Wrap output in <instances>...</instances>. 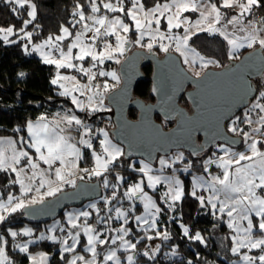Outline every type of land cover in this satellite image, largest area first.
<instances>
[{
	"label": "snow or ice",
	"instance_id": "snow-or-ice-1",
	"mask_svg": "<svg viewBox=\"0 0 264 264\" xmlns=\"http://www.w3.org/2000/svg\"><path fill=\"white\" fill-rule=\"evenodd\" d=\"M7 4L17 5L19 8L25 7L27 4L31 11H28L27 15L31 19L23 21V27L20 31L24 32V28L35 19V5L31 3V0H4ZM131 7L126 11V16L131 19L134 24V29L139 33L138 38L135 43L140 47H146L149 51L153 48L154 44H158L161 51L167 53L169 48L175 44L174 50L180 53L184 57V63L188 65L189 70L192 72L194 78L199 82L202 78V72L207 68L208 64L215 63L211 60H204L203 57L195 51V49L189 46V40L192 35L198 34L199 31H206L212 34L218 33L231 46L233 50L243 47L244 43H247L248 47H251L253 43L257 42V37L255 35V29H252V34L244 37L241 40L240 37L235 36L236 31H244L245 26L241 24V17L245 13H249L254 6H260V0H223L221 7L223 8H236L240 9L239 16H233L227 20V23L222 27L217 28L216 25L220 24L223 17L220 8L217 7L216 3H205L204 0H169L167 3H156L155 6L145 10L144 4L140 3V0H130ZM104 8L111 12H125L124 7H117L112 3H105ZM14 13L17 12V8L13 7L11 9ZM91 11L96 13L99 11L96 4L93 2ZM199 12V18L194 22H190L189 18L184 16L185 12ZM159 13V15H157ZM167 14V15H166ZM80 21L85 19L91 20L93 26L84 24L82 29L76 33L73 42L68 45L67 51H64L59 45V43H53V38L49 37L43 44L37 45L34 50L40 51L45 47L52 46L57 52H59V58L51 55V51L48 53H42L44 58V63L54 64L57 69L59 68H75L79 72L83 73L88 82L86 84H80L75 77L60 76L58 74L57 79H53L52 84H57L59 81H70L73 84L71 89L65 87L61 95H70L71 92H79L81 96L87 95V103L83 100L77 98V96H72V103L75 104L81 111L89 109L93 112L98 110H104V93L108 91L109 85L105 82L103 85L93 84L96 79V73L92 71V68L96 67V63L103 64L105 59H116L119 63V59L116 54L123 55L126 51L125 45L129 43L127 37L121 35V32L128 33L130 31V26L125 23L119 16L114 19H108L107 17L101 16H88L85 17L81 12ZM161 17H164L167 21L166 31H161ZM252 21H249L251 24ZM155 24V27H153ZM233 25V32L229 33L227 31V25ZM98 25V26H96ZM184 27L183 36L173 35L172 30ZM61 31L64 35L56 36L55 41H62L67 36H70L68 28H62ZM91 32L92 36L89 38L90 42L85 43L84 37L86 33ZM0 33L3 34V39L5 42L8 41V36L13 33V27H8L7 29L0 28ZM150 36L148 43L143 44L145 36ZM24 36L29 40L31 39V32H24ZM115 36V46L107 41V37ZM232 37V38H230ZM103 40V49L97 51V41ZM167 40L168 43L164 41ZM258 43L261 48H264V38H260ZM79 48V51L73 56V49ZM25 51H27V45L25 46ZM231 58V53H229ZM86 57H90L93 61L92 68H85L82 64L78 65L73 63V60L83 61ZM199 60V70H197V61ZM217 67L219 65L217 64ZM99 76H111L113 80H118L115 72H104L99 71ZM23 75V74H21ZM103 89L101 91L100 89ZM258 110L257 116L258 120L255 122L251 119V113ZM244 119L241 121V117L236 116L231 119L228 131L234 134H243L244 142L247 144L248 152H230L229 148L220 147V150L224 153V156L219 157L217 160L209 159L205 161L204 170L208 171V165L216 163L217 167L222 170V175H212L210 180L205 181L203 178H198L196 184L193 186L192 195L196 196L195 188L203 187L205 184L211 190V195L205 198L204 196H196L199 200L201 206H204L207 199V204L211 205V208L216 210L217 205L218 212L221 214L226 213L230 218L228 224L229 228H233L237 233L233 237L234 246L231 248V252L236 255L240 253V249L247 248L249 251L252 249H261L264 252V197L257 193L258 189L264 190V151H261L257 145L258 143L264 145V141H257L248 132L243 131L237 127V122L241 121L248 125L256 123L260 127L253 128V132L260 133L264 135V91L259 93L253 101L250 102V106L246 107L244 110ZM66 123L68 128H61L60 124ZM75 124L78 126L77 131L79 133V140L73 143L74 137L69 134H65L71 129V126ZM82 129V132L80 131ZM28 134L31 137L30 142L23 141L27 143L29 148L35 150L37 159L34 160L28 151L23 148L17 149L16 142L8 140H0V170L8 172L9 170L16 175V179L12 181L13 183H18L20 185L21 193H27L33 190V185L37 178H39V186L35 188L37 197H33L29 203L36 204L38 202L42 203L45 196H54L57 192L61 191L63 185L68 184L73 187L76 186V173L78 169L77 161L80 158L81 151L77 147V143L84 145L91 149L93 144L91 142L92 129L85 125L80 119L75 115L64 116L61 120L55 122H49L46 117L41 116L39 120L33 124L29 122L27 124ZM102 134L103 139L100 140V146L102 148V153L97 154L95 151L92 153L95 157L96 167L89 171L88 169H80L87 173L88 175L99 176L103 172L109 170V165L116 162L120 156L124 155L123 150L117 147L108 139V133L103 129L97 130ZM89 137L85 139L84 137ZM251 143H248V141ZM10 153V154H9ZM107 157V158H105ZM182 154L176 157V160H182ZM22 160L26 163L21 166ZM39 161H42L48 166L47 169H41ZM59 163V167L53 169V165ZM244 162V163H242ZM251 162V163H248ZM161 171L164 166H171L169 162L165 159H160L159 161ZM175 163V160L172 161ZM134 168V165H130ZM26 169L30 170V174ZM54 171L55 180L48 179L47 175ZM141 173L147 176V185L149 188L155 190L156 185L161 182L168 185V191L164 192L161 199L164 203L168 204L171 209L172 202L181 200L183 196V190L181 187V182L175 178V176H162V175H150L151 168L148 164H143L139 169ZM83 179V177H79ZM117 180H122L123 177L117 174ZM27 181V183H25ZM143 181L135 183L130 186L127 191L123 193L124 197L129 201L139 200L144 205V214L134 216V220L139 225L146 226L143 228L145 232L149 229L157 228V216L162 212V209L157 206L155 200L152 196L148 194L142 187ZM47 185V191L43 194L40 193V189ZM104 186L109 187L107 179L104 181ZM117 185L113 184L112 187L115 188ZM115 192L112 193L111 199H115ZM16 200L15 203L13 201ZM105 203H109V198H105ZM26 204L23 199L15 198L11 195L7 198V204L0 203V210L4 212H16L18 209L25 208ZM89 207L96 209L95 204L89 205ZM107 211L110 213L113 211L112 208H108ZM135 211V206L130 205L127 210H121V208H115V215L117 219H122L124 224L129 223V214ZM99 212V209H97ZM254 213L255 217H259L258 222L254 223L253 218L250 214ZM215 215V212L213 213ZM85 218V223L82 228L85 235H87V251L92 252L93 259L85 260L83 256H76L73 258L69 264H76V260L84 261V264H95L96 255V244H104L106 240L98 239V233L96 229L87 225V218L90 216L88 211H82L77 214H68V222L71 228L75 229L78 227L76 220L79 217ZM6 217L0 214V222L4 221ZM108 219H111L109 216ZM104 218L101 217V221ZM246 220L247 225L241 226L240 221ZM183 228L185 236H189V229L183 224L180 225ZM257 229L259 234L254 236L253 230ZM54 229H49L53 231ZM64 229L61 228V231ZM121 235L117 238L112 239V243H116V239L121 241V244L126 248L135 249L136 244L131 243L124 239V236L128 235L130 229L121 226L117 229ZM241 234H243L241 236ZM17 232H11L12 237H16ZM25 235H31L30 230H26ZM80 233L76 232L73 234L69 231L68 236L73 241L72 245L62 248L63 252L73 251L76 243L78 242V237ZM157 236L163 235L164 239H168L167 232L161 233L156 232ZM44 239L42 235L40 237ZM193 240L200 241L204 243L203 237L199 232L195 233L190 237ZM48 239L56 240V236L48 237ZM148 239H152L151 236ZM2 241V237H0ZM63 245H68V240H62ZM20 251L27 252V244L18 245ZM158 250V249H157ZM143 255L148 256L149 253L145 251ZM151 258V257H150ZM6 257L4 256V248L0 247V264H5ZM34 264H45L46 256L41 254L39 260L36 257H32ZM105 262L113 261V264H119V258L116 255L115 250H111L105 257ZM128 264H133V256L129 255L127 257ZM240 260L243 264H264V254L256 256H249L246 253L240 255ZM188 264H192L188 261ZM235 264V262H234Z\"/></svg>",
	"mask_w": 264,
	"mask_h": 264
},
{
	"label": "trees",
	"instance_id": "trees-1",
	"mask_svg": "<svg viewBox=\"0 0 264 264\" xmlns=\"http://www.w3.org/2000/svg\"><path fill=\"white\" fill-rule=\"evenodd\" d=\"M31 1L36 6V16L24 28V32L32 33V41L34 43H38L50 35L58 34L62 26H73L76 11L82 7L83 11L88 14L92 5V0ZM102 1L113 2L114 0H99V3ZM158 1L142 0L147 8L154 6ZM129 5L130 1L124 0V14ZM13 7L17 8V12L14 13L11 10ZM221 10H224V8L221 7ZM225 10L228 11V14L231 13L230 9ZM27 13L28 8L26 5L23 8H19L14 4L10 5L5 3L4 0H0V28L12 26L15 29V34L11 37L12 41L9 43H6L0 37V137L27 136V124L29 121L36 120L43 114L54 113L60 106L71 104L68 99L58 94V87L51 82L55 66L46 64L42 57L25 51L23 40L19 38V35L24 33L20 31L23 27V21L29 20ZM247 19L264 23V0H260V6H254L251 9ZM135 33L133 31L131 34ZM189 44L204 56L219 62L222 67L231 64L232 61L239 59L242 54L251 50V48H244L238 53V56L230 58L227 41L217 33L212 34L206 31H200L198 34L192 35ZM151 51L158 55L163 54L159 46H155ZM169 51L175 50L170 47ZM141 70L142 78L135 85L134 97L140 98L145 102H151L154 100L151 92L152 63L150 61L143 62ZM255 82L258 92L264 90V74L262 77L257 78ZM181 104L188 107L185 98H182ZM102 114L104 113L93 112L91 120H96ZM129 116L136 118L137 111L130 109ZM157 119L161 120L165 127L173 124L172 122L163 121L160 116ZM97 144L98 140H95L94 147ZM213 149L211 148L206 154L196 157L186 152L184 162L180 164L187 165L190 171H201L204 168L206 159L214 156ZM131 161L125 158L122 161H116L111 168V173L116 170L130 172L129 165ZM80 166L86 169L92 168L93 156L89 148L83 150ZM181 176H184V194L173 211L176 216L175 219H169L171 210L162 202L160 196L157 193L155 194L162 208L160 223L164 225L168 239L162 240L163 248L156 258L143 255L136 256L135 264H188V261H191L192 264H229L228 260L223 258L226 240L222 234L230 229L226 223L217 220L209 209L201 206L196 196L192 195V181L189 173ZM102 177L97 176L95 179ZM12 181H14V173L0 170V189L4 195L10 191H14L16 194L19 193L17 183ZM68 188L65 187L63 190ZM5 214L6 219L0 222V235L7 233L10 227L20 228L25 224H31L36 228L41 227V223L27 222L23 209H18L16 212L9 211ZM63 214L64 212L61 213V215ZM253 219L254 222H258L259 217L254 216ZM181 224L189 229V236L184 235ZM197 232L203 237L204 243L190 238ZM254 234L260 235L258 230ZM146 244V240L139 242L137 245L138 250H142ZM57 247L58 243L45 239L31 245L29 250L31 252L41 250L53 252L49 264H66V260L60 256V250L55 251ZM7 248L9 253L13 254L15 260L20 259L24 263L28 261L25 253L11 249V242L8 243ZM168 251H171V253Z\"/></svg>",
	"mask_w": 264,
	"mask_h": 264
},
{
	"label": "rangeland",
	"instance_id": "rangeland-1",
	"mask_svg": "<svg viewBox=\"0 0 264 264\" xmlns=\"http://www.w3.org/2000/svg\"><path fill=\"white\" fill-rule=\"evenodd\" d=\"M93 2L96 4V6L99 9V11L96 12V13H93L90 10V12L88 14H86L83 11L82 7H80L76 11V17H75L73 26H62V28H68L69 32L71 33L70 36H67L62 41H55V37L56 36L64 35L61 30H60V32L58 34L50 35L46 39H43V40H41L38 43H34L32 41V36H31V39L29 40L27 37L24 36V33L22 35H19V38L23 40L24 48L27 45V51L26 52H28L29 54H35V55H37L39 57H43L42 53H48V52L51 51V55L52 56H54L56 58H59V52H57L54 48H52L51 45H49V47H45V48L41 49L40 51H37V50H34V49H35V47L37 45L43 44L44 41H46L49 37H52L53 38V43H59L60 47L62 49H64V51H67L68 45H70L73 42V40L75 39L76 33L79 32L82 29L84 24H88L89 26H93V22L91 20H87V19H85L82 22L77 23L78 21H80L79 13L82 12L85 17H88V16H96V17L104 16V17H106V14L109 12V10L104 8V4L105 3H112L111 1H102L101 3H99V0H92V4H93ZM167 2H169V0H159L157 3L163 4V3H167ZM204 2L205 3H216L217 7H219V5H220L219 8H220V11H221L223 19H222L220 24L216 25L217 28H220L224 24H226L227 23L226 20H228L229 18H231L233 16H239L240 15V10H238L237 8H224V10H221V5L223 3V0H204ZM242 2H246V1L242 0ZM31 3L34 4L33 1H31ZM140 3L143 4L142 0H140ZM115 5L117 7H120L121 6V0H119L118 2L116 0ZM26 6L28 8V11H31V8L27 4H26ZM122 6L124 7V0H122ZM130 7H131V2H130V5H129L128 9ZM149 8H151V7H149ZM149 8L145 7V10H147ZM91 9H92V5H91ZM225 9H227V10L230 9L231 13L228 14V11H226ZM249 13H245V15L243 17H241V24L245 26V30L244 31H236L235 32V36H238V37L241 38V40H243L244 37L248 36L249 34H252V29L254 28L256 30L255 31V35L257 37V42L253 43V45L251 47H248L247 43L245 42L243 47L237 48L235 50H233L231 48V46L228 44L232 58H235L236 56H238V53L241 50H243L244 48L255 49L257 47H260V45L258 43V40L260 38H264V23L260 22L258 20H248L247 16L249 15ZM157 15H159V13H157ZM183 15L188 17L189 21L192 22V23H194L199 18V12H190L189 11V12L183 13ZM35 16H36V6H35ZM117 16H119L122 20H124L125 23H128L129 26H130V31L128 33L121 32V35H124V36L127 37V40L129 41V43H127L125 45L126 51L124 52V54L122 56L119 55L118 53L116 54V57L119 59L120 62L117 63L116 59H111V60L110 59H105L104 63L102 65L97 62L96 63V67L92 68L93 61L91 60L90 57H86L83 61H76V60L72 61L73 63L78 64V65L82 64L83 67H85V68H92V71L97 74L96 75V81H95L94 85L95 84L103 85L105 82L109 83L108 84L109 85V89H108L107 92L104 93V110L95 111V112H102L104 114H102V116H100L99 118L97 117L96 120L92 121L91 117H92L93 111H91L89 109L81 111L75 104L72 103V99H71V97L74 95V96H77L78 99L83 100L85 103H87V95L90 94V93H88V94H86L84 96H81L79 92H71L70 95H61L60 93L64 91V88L61 87V84H64L65 87H67L69 89H71L73 87V84L70 81H59L57 84H55L58 87L57 88L58 94L61 97L68 99L71 104L60 106L54 113L43 114L41 116L46 117L49 122H55V121L61 120L64 116L75 115L78 119H80L89 128H91V129L95 128V129H92L91 142L93 144V147L90 149L91 154L94 151L97 154L102 153V148H101L99 142H100V140L103 139V136L97 130L98 129H103L104 131H106L108 133V139L113 144H115L117 147H119V148H121L123 150L124 155L120 156L119 159L117 160V161H122L125 158V148H124V146L122 144L118 143L113 138V133H112L113 124H112V120H111V113L113 111V108H112V106H111V104L109 102V94H110V92L112 90L116 89L121 84L119 66L123 62L125 57L128 54H130L132 51H135L136 49H143L145 51H149V50L146 47H140V46H138L135 43V40L138 38L139 33L134 29L133 22L131 21V19L129 17L125 16L124 12H119V11L111 12L110 11L108 19H114ZM29 19H31V18L29 17ZM160 19H161V31H166L167 21H166V19L164 17H161ZM249 21H252V23L249 24ZM96 26H98V25H96ZM10 27H12V26H10ZM153 27H155V24H153ZM3 28L7 29L8 27H3ZM133 31H135L136 33L135 34H131ZM227 31L229 33H232L233 32V25H231V24L227 25ZM172 33H173V35L183 36L184 27H181L179 29H175L174 28L172 30ZM14 34H15V29L13 28V33L8 36V41L9 42L12 41L11 37L14 36ZM91 36H92L91 32L86 33V35L84 37L85 43H89L90 42L89 38ZM0 37L3 39V34L2 33H0ZM230 38H232V37H230ZM106 39H107V41L110 44L115 46V43H116L115 36H109ZM150 39H151L150 36L146 35L144 37V40L142 41V43L146 44V43L149 42ZM9 42H6V43H9ZM131 42H133V43L131 44ZM164 42L168 43L167 40H165ZM96 46H97V51L98 52L101 51L103 49V40H98ZM155 46H159V45L158 44H154L152 49H154ZM174 46H175V44L173 42L172 48H174ZM189 46H190V44H189ZM190 47L195 49V51L197 53H199V55L201 57H203L204 60H211V61L215 62V63L208 64L207 68H210V67H212V68H222V65L219 62H217L216 60L211 59L209 57H206L203 54H201L196 48H194L192 46H190ZM262 49L264 50V48H262ZM78 51H79V48H74L73 49V56H75V54ZM176 53H178V52H176ZM163 54H165V52H163ZM178 54H179V56L181 57V59H182V61L184 63V57L181 56L180 53H178ZM106 62H110L111 63V68L110 69L106 68V66H105ZM217 64L219 65V67H217ZM184 65L189 70L188 65H186L185 63H184ZM206 69H204L203 72ZM197 70H199V60L197 61ZM99 71L115 72L119 79L118 80H113V79H111V77H110V79H108V76H99V74H98ZM58 74L60 76L75 77L76 80L79 81L80 84H86L88 82L87 77L83 73L79 72L75 68H59V69H57V67L55 66L53 79H57ZM100 90L103 91L102 88ZM262 91H264V90H260L257 93V95L254 97V99L257 96H259V93L262 92ZM244 110H242L241 112H239L237 114V116L241 117V121H243V119H244V115H243ZM257 112H258V110H256V111L251 113V119L254 122L256 120H258ZM85 113H86V115H85ZM39 118L36 119V120H31L29 122H32L33 124H35L39 120ZM241 121L237 122V127L240 128V129H242V127L244 126V123L241 122ZM229 126H230V123H229ZM60 127L61 128H66V129L68 128L66 123H61ZM256 127H260V125H258L256 123H253L252 127H251L252 131H251V133H249L251 136L256 134L255 132H253V128H256ZM77 128H78V126L73 124L71 126V129L68 132L65 133V134H69L72 137H74V139L72 141L73 143H76L79 140V138H80L79 133L77 131ZM80 131L82 132V129ZM84 138L88 139L89 137L85 136ZM8 139H11V140L16 142V147H17L18 150L23 148L24 150L29 152V154L33 157L34 160L37 159V155L38 154L35 153V150L32 149V148H29L27 143H23L22 142V140L30 142L31 137L28 134V130H27V136L22 135V136H18V137H14V136H2V137H0V140H8ZM95 140H98V144H97V146L94 147ZM257 141H264V135L261 136L259 139H257ZM221 146L229 148V150L236 149L234 147H230V146H228L226 144H221V143L215 145L214 148H217V149L220 150ZM77 147L80 148V151H81L80 158L77 161V164H78L77 173H79V172L81 173L83 171H80V169H86V168H83V167L80 166V161H81V158H82L83 150L85 148H87V147L84 146V145H80L78 143H77ZM257 147L261 151H264V145L258 143ZM248 151H249L248 149H245L242 152H248ZM216 152L220 153V151H216ZM181 154H182L183 157H184V155L186 156V153L183 150H175L169 155H161L158 158V161H157L156 165H157L158 168L161 169L162 166L160 165L159 161H160V159L163 158V159H165V160H167L169 162V164L171 165L170 167L175 168L177 161H179V160H176V157L181 155ZM92 156H93V154H92ZM105 158H107V157H105ZM173 160H175V163H172ZM136 161H140L143 164L148 163V162H146V161H144L142 159H133L130 162V165H134V167H135V162ZM25 163H26V161L22 160L21 166H23ZM114 163L109 165V168H112ZM242 163H244V162H242ZM248 163H251V162H248ZM39 164H40V168L41 169H47L48 168V166L45 165L42 161H39ZM148 164H150V163H148ZM130 165H129V169H130ZM59 166L60 165L57 162L55 165H53V169L55 167H59ZM93 166L96 167V162H95V157L94 156H93ZM165 167H163V168H165ZM186 169L188 171L187 173H190V169L188 167ZM26 171H28L29 174H30V170L26 169ZM9 172H11V171L9 170ZM117 174H119V176L123 177V179L118 181L117 178H116ZM212 175H222V170L219 171V172H215V174H214V172H212V173H209V174L201 173L198 176L191 175L192 188H193L194 184H196V181H197L198 178H203L205 181H207V180H210ZM101 176H103L101 178L102 179V186H103L102 189L104 191H106V190L110 191V196L109 197H106V196L103 195V196H100L98 199L89 200V201L85 202L84 204H82L80 206L67 207L63 211L64 212L63 215H60L59 217H57L54 220L41 223V227H39V228H36L33 225H31V224H25L24 226H22L20 228L10 227V228H8L7 233H3L2 235H0V237H2V241H0V247L4 248V256L7 258L5 264H34V261L32 260V257H36L37 260H39L41 254L46 256L45 264H49L50 258L53 255V252H48V251H44V250L37 251V252H31L29 250L31 245H33V244H35L37 242H40L42 240L40 238L42 235L45 238H48V237H51V236H56L57 237L56 240H51V239H49V240L50 241H55V242L58 243V247L55 249V251L56 250H60V256L63 259L66 260V264H69V262L72 261L73 258L76 257V256H83L84 258H86L87 257L86 254L87 253H92V252H89V251L86 250L87 247H88V245H87L88 237H87V235H85V233L83 232L82 228L79 227V226L84 225L85 218L82 217V216L79 217L76 220V223H77L78 227L73 229V228H71V225L68 222V214L69 213L77 214V213L82 212V211H88L89 205L95 204L97 201H104L105 202V198H109V203L106 204V207L104 209H100V208L96 207V209H94V211H95L94 215H92L88 211L90 213V216L87 218V225L96 229V232L94 234H97V233L99 234L98 235V239L106 240V243H104V244H99V243L96 244V251L98 252V254L101 253V255L100 256L99 255L95 256V264H113V261L105 262V260H104V257L111 250H115L116 251V255L119 258V264H128L127 257L129 255L133 256V264H135L136 260H137L135 251H136V249L137 250L139 249L137 247V244L140 241H143V239L146 240L148 234H147V232L142 230L146 226L139 225L134 220V216L143 215L144 214V205H143V203H142V210L138 211L137 210V205H138L139 202L137 200L136 201H129L123 195V193L125 191H127V189L130 187V186H125L124 187V183H125L126 180L131 178L133 176V174L131 172H125L124 170H121V172H116L114 175H110V174H108V173L106 174V172L102 171V174L99 175V177H101ZM47 178L55 180L54 171H52L50 174H48ZM15 179H16V175L14 173V180ZM105 179H107L108 184H109V187H107V188L104 186ZM136 179H137V183L143 181L142 186L144 184L147 185V183L145 182L143 176H141V175L137 176ZM176 179H178L181 182L182 186H184V176L176 177ZM78 180H80V179H76V183H77ZM25 183H27V181H25ZM113 184H115L117 186L115 188H113L112 187ZM17 185L19 187V193L18 194H16L14 191H10L6 195H4L2 193V191H1V189H0V203L7 204V198H8L9 195H11V196H13L15 198L23 199L26 205H30L29 201L33 197H37L38 198L37 193L35 191V188L39 186V178H37V180L35 181V183L33 185V190L30 191V192H27V193H21L20 185L18 183H17ZM67 185L68 184L63 185L61 190H63ZM147 190L150 191V193H151L150 196L153 197V199L155 200L157 206L159 207V204H158V202H157V200L155 198V194L153 193L154 190L149 188L148 185H147ZM193 190L194 189H192V192H193ZM46 191H47V185L44 188L40 189V193L41 194H43ZM59 192H57L56 194H58ZM113 192H115V194H116L115 199H111ZM195 192H196V195L204 196L205 198H207L208 196L211 195V190L207 187L206 184L203 187H196L195 188ZM49 197H52V196H45L43 200H45V199H47ZM15 202H16V200L13 201V203H15ZM133 204L135 206V211L129 214V223L128 224H124L122 219H117L116 218L115 208L119 207V208H121V210H127L129 208V206L133 205ZM210 207H211V205H210ZM218 207H219V205H217V209L216 210L211 208L212 213L215 212V215L213 214L214 217L217 220H220L223 223H226V225L228 226V224L230 222V218L226 215V213H224V214L219 213L218 212ZM108 208H112L113 211L109 213L107 211ZM97 209H99V212H97ZM5 213L6 212H4L3 210H0V214L4 215ZM173 214L174 213L172 212V219H175L173 217ZM95 216H96V218H94ZM109 216L111 217V219H108ZM250 216L252 218H254L255 214L252 213V214H250ZM101 217L104 218L103 221H101ZM91 218H94V219L92 220ZM156 219H157V228H156L157 231H159L161 233H164L165 232L164 228L162 230L159 229V224H158L159 215L157 216ZM239 223L241 224V226H246L247 225V221L246 220L240 221ZM254 223H256V222H254ZM121 226H123L124 228L130 229L128 235L124 236V239L130 241L131 243H135L136 244V248L135 249H131V248L126 249L121 243L117 242L118 239H116V243L115 244L112 243V239L113 238H117V237H119L121 235V233H119L117 231V229H119ZM61 228H63L64 230L61 231ZM49 229H54V230L53 231H49ZM26 230H30L31 235H25ZM256 230L257 229L253 230V234L255 233ZM13 231L17 232L18 235L16 237H12L11 236V232H13ZM69 231H71L73 234H75L76 232H79L80 235L78 237V242L76 243L74 250L73 251H69V252H63L62 251L63 247L72 245V243H73V241L68 236ZM131 234H133V235L131 236ZM153 234H152L153 240H151V242L153 243V245L155 247L154 250H155V254L157 255L160 252V250L163 248L162 240L164 238H163V235L157 236L156 233H153ZM236 235H237V233L235 232V230L233 228H230V230H228L224 234H222V236H224V238L226 240V245L224 246V250H223L224 251V254H223L224 257L223 258L227 259L229 264H234V262H235V264H243V262L240 260V255L245 254V253L247 255H249V256H256V257H258L261 254H264V252H262L261 249H259V248L252 249L251 251H249L247 248H242V249H240V253L239 254L234 255L231 252V248L234 246L233 237L236 236ZM242 235L243 234H241V236ZM254 236H257V235L254 234ZM64 239L68 240V245H63L62 244V240H64ZM165 240H167V239H165ZM9 242H11V249L12 250H16V251H20V248L18 247V245L27 244L28 251L27 252L20 251V252L25 253L27 255V257L29 258V260L27 262H25V263L22 262V260H20V259L19 260L18 259L15 260V257L13 256V254L9 253V250L7 248ZM103 248H105V250L102 251ZM168 252L171 253V251H168ZM164 253H166V252L164 251ZM92 259H93V257L88 259V260H92ZM85 260H87V259H85ZM79 261L80 260H76V264ZM83 264H84V261H83ZM220 264H222V263H220ZM256 264H259L258 260L256 261Z\"/></svg>",
	"mask_w": 264,
	"mask_h": 264
},
{
	"label": "water",
	"instance_id": "water-1",
	"mask_svg": "<svg viewBox=\"0 0 264 264\" xmlns=\"http://www.w3.org/2000/svg\"><path fill=\"white\" fill-rule=\"evenodd\" d=\"M153 66L151 92L154 101L134 97L142 78L141 65ZM121 84L109 94L113 108V138L125 148V159H142L156 165L161 155L183 150L194 157L221 143L241 147V136L228 131V122L250 105L258 93L255 80L264 74V50L251 49L222 68H207L199 82L175 51L158 55L136 49L119 66ZM185 98L188 107L181 104ZM137 117L131 118L129 110ZM172 122L166 128L161 120ZM102 182L80 179L75 187L60 191L42 203L26 205L29 223L56 219L70 206H80L102 195Z\"/></svg>",
	"mask_w": 264,
	"mask_h": 264
},
{
	"label": "crops",
	"instance_id": "crops-1",
	"mask_svg": "<svg viewBox=\"0 0 264 264\" xmlns=\"http://www.w3.org/2000/svg\"><path fill=\"white\" fill-rule=\"evenodd\" d=\"M119 0H117V2H118ZM246 1V0H245ZM115 2H116V0H114L113 2H112V4H114L115 5ZM238 10H240L238 7H236ZM109 14H110V11L106 14V17L108 18L109 17ZM43 58V57H42ZM44 59V58H43ZM109 77H111V76H109ZM111 79H112V77H111ZM108 83V82H107ZM109 84V83H108ZM252 127V125H248V124H246V123H244V126L242 127V129H243V131H245V132H248V133H251V128ZM241 136H242V140H243V143H242V145H241V147H239V148H236V149H233V150H230V152H236V153H239V152H242L243 150H245V149H248V147H247V144L244 142V138H243V134L241 133L240 134ZM261 136H263V135H261L260 133H256V134H254L252 137L254 138V139H259ZM248 143H251V141L249 140L248 141ZM216 151H220V153H217ZM213 157H210V158H208V159H206V161L207 160H209V159H212V160H217L219 157H221V156H224V153L221 151V150H219V149H217V148H214L213 149ZM185 155H184V157H183V159L182 160H179V161H177V163H176V166H175V168H173V167H169V166H164L165 168H163V170L161 171V169L160 168H158L157 167V165H152V164H148V163H146V164H148L149 165V167L151 168V173H149L150 175H162V176H175V178L176 177H179V176H181L182 174H187V165H185V164H180V163H183L184 162V159H185ZM143 166V163H141L140 161H136L135 162V167L133 168V167H130V172L133 174V176L131 177V178H129L128 180H126L125 181V183H124V187L125 186H132L133 184H135V183H137V179H136V177L137 176H143V178H144V180H145V182L147 183V176H145V174L144 173H141L140 171H139V169L141 168ZM204 166H205V163H204ZM208 171H205L204 170V168L201 170V171H190V173H189V175L191 174V175H195V176H198L199 174H201V173H205V174H209V173H212V172H214V174H215V172H219V171H221L220 170V168L219 167H217V164L216 163H212V164H209L208 166ZM95 167L94 166H92V168H89L88 170L89 171H91L92 169H94ZM110 170L108 171V172H106V173H108V174H110V175H114L116 172H121L120 170H116V171H114L113 173H111V168H109ZM82 173H85V172H79V173H77L76 174V177H74V178H76V179H80L79 177V175L80 174H82ZM87 174V173H86ZM88 175V174H87ZM191 175H190V179H191ZM95 177H97L96 175H88V178H87V180L88 179H94ZM66 187H72L71 185H67ZM103 187V186H102ZM143 188H144V190L146 191V192H148V194L149 195H151V193H150V191H148L147 190V185L146 184H144L143 186H142ZM181 187H182V190H183V194H184V186H182V184H181ZM193 189V188H192ZM166 191H168V185L167 184H165V183H163V182H161L160 184H157L156 185V188H155V190H154V194H158L159 196H160V198H161V195L164 193V192H166ZM152 193V194H153ZM191 193H192V191H191ZM257 193L259 194V195H261L262 197H264V190H261V189H259L258 191H257ZM196 196H198V195H196ZM183 197V196H182ZM156 198V197H155ZM182 199V198H181ZM156 200H157V198H156ZM162 200V199H161ZM139 203H138V205H137V210L138 211H140V210H142V203L139 201V200H137ZM180 201V200H179ZM179 201H175V202H172L171 200H169V203H171L172 204V208L170 209L169 207H168V204H166L165 203V205L171 210V216H170V218L169 219H172V212L174 211V209H175V206H176V204L179 202ZM157 202H158V204H159V201L157 200ZM162 202H164L163 200H162ZM159 207L161 208V206H160V204H159ZM204 207H206L207 209H209L211 212H212V210H211V207H210V205L209 204H207V200H206V203H205V205H204ZM162 209V208H161ZM6 213H8V212H6ZM162 213V212H161ZM161 213L159 214V219H158V224H159V229H163L164 228V225L163 224H161L160 223V221H161ZM6 214H4V216H5ZM173 217L175 218L176 216H174V214H173ZM94 218H96V216L94 217ZM94 218H91L92 220L94 219ZM228 227V226H227ZM37 228H39V227H37ZM145 228V227H144ZM229 228V227H228ZM135 229V228H134ZM230 229V228H229ZM143 230V229H142ZM57 232V231H56ZM139 232V231H138ZM151 232V233H150ZM157 232V229H149L148 231H147V234H148V236H151L152 237V234L153 233H156ZM133 234H131V236H132ZM154 235V234H153ZM155 236V235H154ZM46 240H49L48 238H45ZM45 239H42V240H45ZM41 240V241H42ZM143 240H145V239H143ZM151 240H153V238L152 239H150V241L148 242V241H146V242H148V243H151V245L153 246V248H155L154 247V245H153V243L151 242ZM50 241V240H49ZM51 242H55V241H51ZM117 242L118 243H121V241L118 239L117 240ZM141 242V241H140ZM38 243V242H37ZM57 243V242H56ZM138 245V244H137ZM103 250H105V248H103L102 249V251ZM162 250V249H161ZM160 250V251H161ZM137 249H136V251H135V253H136V256H138L137 255ZM155 251V250H154ZM166 252V251H165ZM159 254V253H158ZM157 254V255H158ZM87 255V257L85 258V259H90V258H92L93 257V254L92 253H87L86 254ZM97 255H101V253L100 254H98V252L96 251V255L95 256H97ZM28 260H29V258H28ZM50 263V262H49ZM77 264H83V261H79Z\"/></svg>",
	"mask_w": 264,
	"mask_h": 264
},
{
	"label": "built area",
	"instance_id": "built-area-1",
	"mask_svg": "<svg viewBox=\"0 0 264 264\" xmlns=\"http://www.w3.org/2000/svg\"><path fill=\"white\" fill-rule=\"evenodd\" d=\"M105 66H106L107 69H110V68H111V63H110V62H106ZM108 79H110L109 76H108ZM95 81H96V79L93 81V84L95 83ZM85 115H86V113H85ZM79 176H80V177L82 176L83 179H87V178H88V175H87L86 173H82V174H80ZM103 195L106 196V197H109V196H110V191H107V190L104 191V190H102V195H101V196H103ZM98 198H99V197H98ZM98 198H96V199H98ZM95 205H96V207H98V208H100V209H104V208L106 207V203H105L104 201H97V202L95 203ZM88 211H89L92 215L95 214L94 209L91 208V207L88 208ZM148 237H149V236H147L146 241L149 242L150 239H148ZM147 239H148V240H147ZM148 242H147L146 246H145L142 250H138V251H137V255H138V256H142L143 253H144L145 251H147V252L149 253L148 257L156 258L157 255L155 254L154 248H153V246L151 245V243H148ZM143 256H145V255H143Z\"/></svg>",
	"mask_w": 264,
	"mask_h": 264
},
{
	"label": "flooded vegetation",
	"instance_id": "flooded-vegetation-1",
	"mask_svg": "<svg viewBox=\"0 0 264 264\" xmlns=\"http://www.w3.org/2000/svg\"><path fill=\"white\" fill-rule=\"evenodd\" d=\"M154 101V100H153ZM111 118H112V116H111ZM229 123L230 122H228V128H229ZM173 125V124H172ZM172 125H170V126H172ZM170 126H167L166 128H169ZM230 132V131H229ZM230 133H232V132H230ZM232 134H234V133H232ZM234 135H237V134H234ZM238 136H241L240 134L238 135ZM242 137V136H241ZM214 148V147H213ZM185 152V151H184ZM186 153V152H185ZM207 153V151H205L204 153H203V155L204 154H206ZM95 179V178H94ZM101 179V178H100ZM101 182H102V179H101Z\"/></svg>",
	"mask_w": 264,
	"mask_h": 264
}]
</instances>
